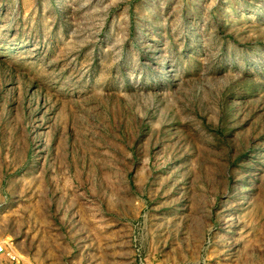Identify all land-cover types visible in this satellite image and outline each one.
<instances>
[{
	"label": "rangeland",
	"instance_id": "374dc122",
	"mask_svg": "<svg viewBox=\"0 0 264 264\" xmlns=\"http://www.w3.org/2000/svg\"><path fill=\"white\" fill-rule=\"evenodd\" d=\"M0 242L264 264V0H0Z\"/></svg>",
	"mask_w": 264,
	"mask_h": 264
},
{
	"label": "built area",
	"instance_id": "2783aa9c",
	"mask_svg": "<svg viewBox=\"0 0 264 264\" xmlns=\"http://www.w3.org/2000/svg\"><path fill=\"white\" fill-rule=\"evenodd\" d=\"M2 254L8 255L10 257V259L13 260L14 262H16V264H17V255L15 253H12V252L7 253L4 242H0V256Z\"/></svg>",
	"mask_w": 264,
	"mask_h": 264
}]
</instances>
